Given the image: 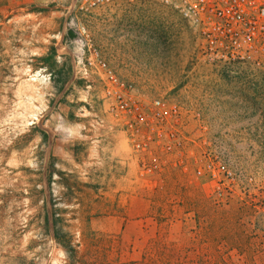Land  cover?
<instances>
[{
  "label": "rangeland",
  "instance_id": "1",
  "mask_svg": "<svg viewBox=\"0 0 264 264\" xmlns=\"http://www.w3.org/2000/svg\"><path fill=\"white\" fill-rule=\"evenodd\" d=\"M88 42L143 96L201 112L246 197L218 203L181 165L141 176L80 72ZM199 47L159 2L0 0V264H264V69Z\"/></svg>",
  "mask_w": 264,
  "mask_h": 264
},
{
  "label": "built area",
  "instance_id": "2",
  "mask_svg": "<svg viewBox=\"0 0 264 264\" xmlns=\"http://www.w3.org/2000/svg\"><path fill=\"white\" fill-rule=\"evenodd\" d=\"M96 1L104 4L114 0ZM123 1L159 2L176 8L195 30L201 56L209 63H248L264 69V0ZM81 66L80 72L98 80L109 112L126 132L134 156L141 158V176L151 177L168 165H181L191 171L193 181L208 183L218 203H227L240 193L246 197L242 175L207 136L209 126L201 112L193 114L161 96H143L91 42ZM194 146L199 148L195 150ZM191 160L194 168L189 166Z\"/></svg>",
  "mask_w": 264,
  "mask_h": 264
},
{
  "label": "bare ground",
  "instance_id": "3",
  "mask_svg": "<svg viewBox=\"0 0 264 264\" xmlns=\"http://www.w3.org/2000/svg\"><path fill=\"white\" fill-rule=\"evenodd\" d=\"M4 160H5V157H2V159H1L2 164L4 163ZM2 181H3V179H0V183H2ZM3 195H5V193L0 191V197ZM35 242H36V240H32V238L31 239L29 238L28 239V246L33 245Z\"/></svg>",
  "mask_w": 264,
  "mask_h": 264
},
{
  "label": "water",
  "instance_id": "4",
  "mask_svg": "<svg viewBox=\"0 0 264 264\" xmlns=\"http://www.w3.org/2000/svg\"><path fill=\"white\" fill-rule=\"evenodd\" d=\"M52 142H53V138L51 139V144H52ZM51 144H50V147H51ZM46 174V173H45ZM45 177H46V175H45Z\"/></svg>",
  "mask_w": 264,
  "mask_h": 264
}]
</instances>
